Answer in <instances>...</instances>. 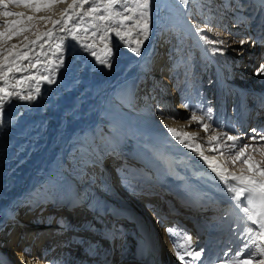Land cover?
Wrapping results in <instances>:
<instances>
[{
    "label": "bare ground",
    "instance_id": "6f19581e",
    "mask_svg": "<svg viewBox=\"0 0 264 264\" xmlns=\"http://www.w3.org/2000/svg\"><path fill=\"white\" fill-rule=\"evenodd\" d=\"M244 1L251 2L256 7L258 5L254 2L256 0ZM69 2L70 0H64L63 3L53 5L50 10L40 12H33L29 7L13 3L6 4V8L11 12H21L26 15H51L59 18L61 11L67 7ZM102 3L103 0H89L80 11H87L94 4ZM133 6L130 2L124 4L121 0V4L114 7L116 10L123 11L124 7ZM2 11L0 9V13ZM103 14L102 10L98 13V15ZM239 14H242V12H239ZM150 17V36L142 45L141 55L137 56L131 52L118 37L113 36L111 45L114 47L115 54L111 67H108L97 63L90 52L81 48L77 41L69 39L64 66L55 69V76L53 77L55 82L48 83L45 80L37 84L35 80L27 81L18 87L23 89L25 95L28 94L29 88L33 89L32 94L36 96V99L22 101L14 98L11 103L5 106L3 123L0 124V264H22V261L23 264H30L32 257L31 255H25L26 249L30 253V249L42 245L44 238L48 245L56 244V241L54 242L50 237L46 238L47 233L54 232V230L45 231L43 226L30 224L26 219V216H29L26 206L22 209L17 208L18 204H22L27 198L29 202L35 201L38 198L35 194L39 188H49L52 192L49 200H65L64 197L70 196L78 190V194L81 195L82 199H91L103 205L104 214L106 215L115 213L117 207H121L126 203L133 205L135 210H139L141 215L145 216L146 213L141 211L142 204L140 200L130 196L122 199L118 193L119 187L116 186L118 184L117 179L115 176L108 178L109 166L107 163L113 156H127V161L144 165V167L156 166L159 173L156 177L157 180L149 183L152 187L159 185V183L169 182L178 186L184 183L189 184L196 190H203L216 196L221 201L223 209L228 213L227 216H224L223 223H226L227 217L231 215L236 220L245 219L241 207L246 206V204H242L241 207L236 206V202L231 199L233 194L227 191L228 185L220 180L216 173L212 171L208 162L197 151L193 150L195 144H199L205 156L215 157L219 163L228 169L229 173L238 175L241 169L249 168V165L246 164L245 166L243 162L247 157L233 163V158H228V155L211 151L210 149L215 145H210L206 141L214 133L211 130L205 132L196 122L191 121V112L195 107L202 106L206 110L207 99L205 100V93L199 92L197 95L190 96V87H187L183 82L179 90V101L173 103L171 102L170 93L168 94V91L165 90L164 96L168 99V104L163 107L166 110L164 112L161 107H154L155 98H152L148 93V81L145 83L146 86L143 85L145 80L142 75L150 66V59L159 51L158 44H163V41L167 42L168 37H165V35L160 38L163 33H158L159 36L157 34L156 37L154 35L158 31H164L165 28H168L166 25L162 26V24L177 23L182 27L184 34L192 35L195 44L198 43L192 33L191 20L187 18L186 5L180 3V0H151ZM14 19L16 17H6L0 14V28H3L5 20ZM93 23L95 21L85 17L83 22L79 20L70 21L69 27L75 25L79 29H88V31L81 30L78 32L80 42L93 44L97 50H100L103 48L104 43H108V41L102 43L99 35L93 38L92 32L98 31L97 28L92 27ZM238 23L239 21L235 25ZM48 27H51L50 23L46 24L43 21L37 23V28L40 31H45ZM256 29L258 30L257 36L264 32V26L259 27V25H256L253 30ZM61 35L63 34L61 33ZM26 36L29 39H35L32 30L27 31ZM136 38L133 35L131 39L135 40ZM156 38H158V41ZM247 41L249 42V40ZM23 42L24 40L18 43V38L12 37L8 43L9 45L19 46ZM58 42L54 36L51 41L53 48ZM250 42L252 43L251 47L254 46V50L252 56L248 55V57H255L257 39H251ZM41 43H43V40L39 41L35 48L29 51L31 63L37 64L39 71L30 69L29 61L23 60L21 63L30 71L16 73L9 78V85H15L16 81L22 77L49 75L46 70L48 60H53L56 63L58 61L52 54L53 49L49 48L48 44H45L44 48L41 49ZM200 43L196 45L197 53L195 54L200 63L194 69L195 72H198L195 75L202 73L211 66V75L213 72L215 73L213 78L218 79L222 88L224 81L220 75V68L214 56L210 52L206 53ZM174 50H176L175 47ZM244 50L251 51L248 48ZM187 54L191 55L192 51H188ZM183 55L181 49L177 57L174 56L173 59L169 57L168 66L179 60V64L182 65L181 72L184 76L188 73V68L187 63L185 66L181 59ZM37 58L39 62H37ZM207 63L209 66H207ZM245 69L247 67H244L241 71L243 72ZM3 86V81H0V87ZM255 86L256 84H248L246 81L242 89L253 91L257 89ZM36 87L40 88L39 94L34 91ZM206 87V85H203L201 88L205 90ZM155 91L160 94L164 93L161 86L155 87ZM133 94H135V97ZM141 96L144 97L145 104L149 106L145 116L138 106V98ZM133 99L137 103L136 101L135 103L132 102ZM160 104L159 99L157 105ZM184 104H190L193 107L185 108ZM119 106L124 109L125 114L119 113ZM172 110H174V114L171 113ZM197 115H203V113L198 111ZM111 116L135 128L138 136L131 137V133L126 128L115 123L117 127H120L119 137H126L121 138L120 141L117 138L111 149L107 145L101 144L108 134L100 138L101 130H99V127H107L111 124ZM225 120L226 113L223 115V122ZM223 122L216 124L222 126L217 128V131H224ZM165 125L180 132L198 134V139H195L192 147H185L167 131ZM216 125H212V127L216 128ZM97 130H99V135ZM103 131L108 133V128H104ZM96 136H98V141L93 145L91 141ZM132 143H135V145ZM136 147L138 148V154L133 156L132 152ZM239 149L235 151V154ZM110 150H112L111 155L109 154ZM140 150H142V154ZM205 174L209 176V179ZM248 174L255 175L257 180L264 179L254 170ZM202 181H208L212 185L207 188L202 187ZM229 183L236 184L237 181L232 180L229 176ZM95 194H100L102 197ZM104 197L117 206L112 208ZM86 215L84 210L78 208L68 213V216L74 222L81 221ZM8 219L10 220L7 222ZM5 221V225L1 226V222ZM10 222L14 225L11 231H9ZM25 223L27 226H24ZM221 228L222 224H219L212 233L215 234ZM152 231L157 234L156 230ZM38 232H40L39 236H37ZM49 235L52 234L49 233ZM56 238L55 235L54 239ZM257 241L264 244V241ZM200 244V241L193 242L195 251L200 250L198 247ZM112 251L116 253L117 249ZM165 252L170 254L168 248ZM104 256L110 264H119L118 258L115 259L111 256L110 252H106ZM163 257V261L170 264L175 263L172 256L166 254ZM239 259H244L243 255ZM176 261L179 262L178 259ZM230 262H232V259L223 264H230Z\"/></svg>",
    "mask_w": 264,
    "mask_h": 264
},
{
    "label": "snow or ice",
    "instance_id": "6c2138e0",
    "mask_svg": "<svg viewBox=\"0 0 264 264\" xmlns=\"http://www.w3.org/2000/svg\"><path fill=\"white\" fill-rule=\"evenodd\" d=\"M64 0H0V9H2V15L6 17H16L14 20H5L3 28H0V81H3L4 86L0 87V124L3 123V113L5 106L16 98L22 101H32L36 99V96L32 94L33 89L29 88L28 94H23V89L19 88V85L25 84L27 81L35 80L37 84L41 81H47L48 83H54L53 77L55 76V69L64 66L67 41L69 39L77 41L80 47L95 58L96 62L111 67V62L114 57V47L111 45V39L113 36L118 37L119 40L126 45L131 52L137 56L141 55V49L144 42L150 36V7L151 0H123L124 4L129 2L134 5L133 7H124L123 11L115 9V5L121 4V0H103L102 4H94L87 11H80L83 6L89 2V0H70L67 7L64 8L59 18H55L51 15L34 16L26 15L21 12H11L6 8V4L13 3L17 5H23L31 8L33 12L48 11L53 5L63 3ZM189 0H180V3L187 5ZM103 11V15L98 13ZM85 17H89L95 23L92 24L93 28H97L98 31H93L92 36L95 38L99 35L100 41L104 43L102 49L97 50L93 44H87L80 42L78 32L88 31V29H79L75 25L69 27V22L73 20H79L83 22ZM43 21L46 24L50 23L51 27H48L45 31H40L37 28V23ZM118 25V26H116ZM32 30L35 35V39H29L24 37V42L21 45H9V41L13 36H18L24 32ZM213 27L211 21L206 20L201 25L200 22L192 21V33L197 39L200 46L204 48L206 53L210 52L212 56L224 55L226 52L225 41L218 39L219 33L216 34L217 39H211L206 33H212ZM61 33L63 35H61ZM135 35V40L131 39ZM59 41L53 45L51 43L53 37ZM40 48L43 49L45 44H48L49 48L53 49V56L58 63L53 60H48L46 70L49 75L46 76H26L16 81L15 85H9V78L13 77L16 73H26L30 69H37V64L31 63V57L29 51L33 50L39 41ZM245 40H241L240 44H245ZM28 60L30 69L25 68L21 61ZM37 62L39 59L37 58ZM258 73H264V64H261ZM35 93L39 94L40 88L34 89ZM185 108H192L190 104H184ZM202 112L203 115H197V112ZM213 109L207 107L205 110L202 106L195 107L191 112V121L196 122L197 125L204 129L205 132L211 130L214 134L211 135L206 143L215 147L211 148V151H216L223 155L225 152H232L239 146L240 142L245 138L240 135H229V129L227 131H217V128H221V125H216L213 128L212 125L216 122L212 116ZM163 115V113H162ZM205 120L208 123H205ZM167 131L175 137L179 143L185 147H192L195 139H198V134H189L186 132L177 131L175 128L167 127ZM251 140L255 143L259 137L260 141H264V135H261L257 129L251 130ZM252 147L250 144H244L243 147L236 152L232 162L235 163L244 157V163L249 165L248 169H241L240 173H229L228 169L223 164L219 163L215 157L209 158L203 154L199 144H195L193 150L197 151L201 157L208 162L212 171L228 185L227 191L231 194V199L236 202L237 207H241L242 204L246 206L241 207V211L244 213V217L247 221H251L255 224L259 231L255 233V238L249 239L247 233L253 230L249 227H245V230L241 235L247 241L243 244V248L235 253L230 264H253L257 253L264 257V244H257L256 241H264V179L257 180L255 175H249V172L253 170L258 172L261 177H264V159L260 161L254 160L246 149ZM254 151H261L264 155V146L261 148H253ZM229 176L232 180L237 181L236 184L229 183ZM170 236L174 235L173 229H167ZM184 243H174V252L180 262V264H202V254L205 251L201 248L199 251L194 250L192 238L188 235L183 236ZM255 245L256 252H248V249ZM25 255H30L28 250H25ZM227 253L224 254V258H227ZM242 255H246L247 259H239ZM23 264V261H22ZM255 264H264V259L255 260Z\"/></svg>",
    "mask_w": 264,
    "mask_h": 264
},
{
    "label": "rangeland",
    "instance_id": "374dc122",
    "mask_svg": "<svg viewBox=\"0 0 264 264\" xmlns=\"http://www.w3.org/2000/svg\"><path fill=\"white\" fill-rule=\"evenodd\" d=\"M246 2H248V1H246ZM254 2L258 3L257 7L260 9L259 10L256 7V9H257L256 14L259 13V15L261 16V13L264 12V9H263L264 0H256ZM243 3H245L243 0H189L188 4L186 5L187 18L189 20H191V23L193 20H195L197 22H200L202 25L203 22H205L206 20L211 21V25L213 27V32L212 33H206V35H208L211 39H217L216 34L219 33L218 39L225 41L227 54L225 52L224 55L214 56V59L216 60L218 66L220 68V75L222 76V80L224 81L222 88H221V84H219V82H218V79L215 80L213 78V75L215 73L213 72V74L211 75V70H210L211 66H209L208 63H207V66H209V68H206V70L202 71V73L195 75V73H198V72H195L194 69L197 67V64L200 63V61L196 58V54H195V53H197L196 45L198 43L195 44L196 42L194 41V37L192 35H189L187 33L184 34L182 27L180 25H178L175 22L170 23V24L169 23L162 24V26L166 25L169 28V30H168V28H165L164 31H160V32L158 31L154 35L156 37L158 33H160V34L163 33V34H161L160 38H162L164 35H165V37H168L167 42H165V43H168L169 45L174 46L176 48L177 54H180L181 49L183 50V53H184L183 58L185 59V63H187V68H188V73L183 76V82H185L187 87H189V85H191L192 90H190V96L197 95L199 92L205 93V100L207 99V101H206L207 104L205 107H206V109H207V107H211L213 109L212 116H213L214 121L216 122L215 124H213V126H215L218 123H222L223 122V115L226 113V120H225V122H223L224 123V131H227L229 129H233L232 131H229L230 135H240L242 137H245L239 144L240 148L243 147L244 144L252 145V147H250L249 149H246V152L249 153L254 160L260 161V160L264 159V155H262L261 151H254L253 148H257V149L261 148L262 146H264V141H260L259 137H258L257 142L254 143L250 137H247L246 135H243V134L245 132L244 128H245L246 124L253 126V124L256 125V123H258L257 124V126H258L257 130H260L261 127L264 126L263 122H260V120L257 117L255 118L254 113L252 111L251 112L249 111L248 113L244 112V110H246V111L249 110V107H248L249 102L248 101H250L251 104H252L251 101H254L255 104L260 102L264 105V102L260 100V97L257 94V92L259 91L258 93H261L260 95H262V94L264 95V82H263L264 81V73H258V71H257L259 69L260 65L264 64V57L263 58L260 57V54L262 52L256 51V55L254 57L256 59L255 61H257L258 59L260 61L255 62L254 64L251 65V62H249V61L251 59H253V57H248L246 55L247 51L244 54V51H245L244 49L245 48L250 49V47L252 45V43L250 42L251 39H249L245 36H242L240 34V33L245 32L243 30V27L240 26L241 23H239L237 26H235V24L242 17H243V19L246 20V22L247 21L253 22V9L249 10L252 6V5H250L251 3L249 4V2H248V5L243 4ZM236 10L238 12H242V14H239L237 16ZM254 22L249 24V26H252L253 28H255L256 25H254V24H256V23H257V25L262 24L261 27L264 26V22L259 23V22H257V20H255ZM238 26H239V30L234 31V29L237 28ZM261 35H262V33L259 34V36H257V37H260ZM25 36H26V32H24L18 36H13V38L17 37L18 43H19V42L24 40ZM158 36H159V34H158ZM261 37L264 38V36H261ZM156 40L158 41V38H156ZM241 40H245L246 43L241 45L240 44ZM247 40H249V42ZM262 41H263V39H261V40H260V38L257 39V42L255 43L256 47H261V46H259V43ZM158 45H159L158 47L160 49H163V46L162 47L160 46V45H162L161 43ZM253 48H254V46H253ZM188 51H192V54L191 55L187 54ZM249 65H251V66L248 67ZM244 67H247V69H245L242 72L241 70L244 69ZM187 76L189 77V80H188V78L186 79ZM185 79H186V81H184ZM209 80H211V81H209ZM246 81L248 82V84L249 83L256 84L255 87L258 90L255 89L252 91L251 89H242L243 85L245 84ZM188 83H189V85H188ZM203 85L207 86L205 88L206 91L204 90V88H201V87H203ZM232 85H234V86H232ZM197 86L200 89H198ZM208 91H209V94H213L212 95L213 100H212V98L209 97ZM135 101L136 100L133 99L132 102L135 103ZM136 103H137V101H136ZM227 104H228V108H227ZM235 104L239 105V108H238L239 111L238 112L236 111L235 108H233V110H231V108L233 106H235ZM254 107L256 109L257 105H254ZM118 111L120 114H125L124 109L121 106H119ZM219 111H220V114H219ZM257 111H258V109H257ZM146 112H147V109H144V110L142 109V111H141V113L144 116H145ZM235 114H236L237 121L235 120ZM110 120H111V124H109L107 127H105V126L99 127V130H101L100 133L102 134L103 129L108 128V127L114 129L115 131L114 130L112 131V135L110 138H108L109 137V134H108V136H107L108 139L105 137V139L102 140L103 142H101V144L107 145V147L111 149V147H113V143L116 141L117 138H118V141H120L121 138L126 137V136H120L119 137L118 131L120 130V127H117L115 123L119 124L123 128H126L131 133V137L138 136L137 130L135 128H133L132 126L125 124L123 121L116 119L114 116H111ZM205 122L208 123L207 120H205ZM236 124H238V125H236ZM99 130H97V134H98ZM260 134L264 135V130H262L260 132ZM133 139H138V138H133ZM132 144L135 145V143H132ZM239 146L234 151H232L230 153L225 152L224 154L228 155L227 156L228 158H234L235 157V151L239 149ZM140 153L141 154L143 153L142 150H140ZM136 154H138V148L137 147L132 152L133 156H137ZM245 166H246V164H245ZM205 176L207 177V179H209L208 178L209 176H207L206 174H205ZM201 185H202V187L207 188V187H210L212 184L208 181H202ZM47 192H48L49 196L52 193L49 190V188H47V187L39 188L37 190L35 196H38V198H36L38 200V202L43 200V198L40 196V194H44L46 196ZM52 195H55V194H52ZM95 195L102 197V195H100V194H95ZM104 199H105V197H104ZM105 200L111 204L112 208L117 206L115 203H112L107 198ZM26 202H29L28 198L25 199L22 204L21 203L18 204L17 208L22 209L24 207L23 204ZM12 206H15V205H12ZM14 208H12V209H14ZM5 223H6V221L1 222V226H4Z\"/></svg>",
    "mask_w": 264,
    "mask_h": 264
}]
</instances>
